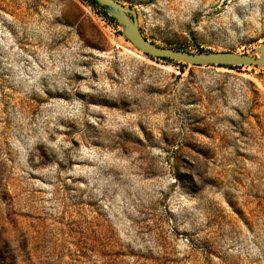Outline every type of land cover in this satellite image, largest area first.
I'll return each instance as SVG.
<instances>
[{
	"label": "rangeland",
	"instance_id": "1",
	"mask_svg": "<svg viewBox=\"0 0 264 264\" xmlns=\"http://www.w3.org/2000/svg\"><path fill=\"white\" fill-rule=\"evenodd\" d=\"M117 1L158 46L260 56L264 0ZM0 264H264V69L0 0Z\"/></svg>",
	"mask_w": 264,
	"mask_h": 264
},
{
	"label": "water",
	"instance_id": "2",
	"mask_svg": "<svg viewBox=\"0 0 264 264\" xmlns=\"http://www.w3.org/2000/svg\"><path fill=\"white\" fill-rule=\"evenodd\" d=\"M106 9L123 28L125 37L144 54L185 63L194 67H240L256 66L264 69V42L260 45L259 57L238 52L194 53L158 46L149 41L142 33L137 11L117 0H95Z\"/></svg>",
	"mask_w": 264,
	"mask_h": 264
},
{
	"label": "trees",
	"instance_id": "3",
	"mask_svg": "<svg viewBox=\"0 0 264 264\" xmlns=\"http://www.w3.org/2000/svg\"><path fill=\"white\" fill-rule=\"evenodd\" d=\"M89 4H90V6H92L93 8H95V9H101V14L106 18V19H108L110 22H112V23H117V21L113 18V17H111L109 14H108V12L106 11V9L104 8V7H102L97 1H95V0H86ZM164 60H166V61H169V62H174L175 63V61H173V60H168V59H164ZM225 68H239V67H225Z\"/></svg>",
	"mask_w": 264,
	"mask_h": 264
}]
</instances>
